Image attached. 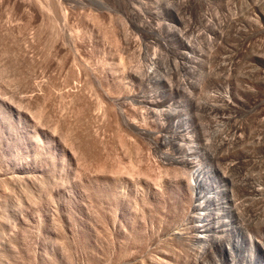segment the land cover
Returning <instances> with one entry per match:
<instances>
[{
    "label": "rangeland",
    "instance_id": "1",
    "mask_svg": "<svg viewBox=\"0 0 264 264\" xmlns=\"http://www.w3.org/2000/svg\"><path fill=\"white\" fill-rule=\"evenodd\" d=\"M263 50L264 0H0V264H264Z\"/></svg>",
    "mask_w": 264,
    "mask_h": 264
},
{
    "label": "bare ground",
    "instance_id": "2",
    "mask_svg": "<svg viewBox=\"0 0 264 264\" xmlns=\"http://www.w3.org/2000/svg\"><path fill=\"white\" fill-rule=\"evenodd\" d=\"M259 18V17H258ZM232 19H234V18H232ZM262 45V44H261ZM261 49V48H260ZM263 49V48H262ZM264 51V50H263ZM262 57H264V56H262ZM238 62V61H237ZM233 64V63H232ZM230 66V65H229ZM105 91V90H104ZM107 93V92H106ZM109 98V97H108ZM112 101V100H111ZM117 102V101H116ZM121 121H122V123L124 124V127H126L127 129H129V130H131V131H133V132H135V133H137L138 135H141V134H144L145 132H146V130L144 129V128H142V127H140V126H137V125H134V124H131L129 121H128V119H126L122 114H121ZM264 119V118H263ZM133 123H134V121H133ZM261 129V128H260ZM230 138V137H229ZM225 139V138H224ZM233 141V140H232ZM261 141V140H260ZM264 141V140H263ZM51 143V141H50V139H48L47 141H46V146H44L43 145V147L45 148V150H47V148L49 147L50 148V146L51 145H49ZM223 143V142H222ZM260 143V142H259ZM51 144H53V143H51ZM261 144V143H260ZM41 149H42V145H41V147H40ZM40 148L39 149H37V150H39L40 151ZM43 148V149H44ZM53 148V147H52ZM51 148V149H52ZM42 149V150H43ZM55 149V148H54ZM53 149V150H54ZM52 150V151H53ZM7 151V150H6ZM37 152V151H36ZM54 152V151H53ZM53 152H51L52 154H55L56 153V150H55V153H53ZM39 153V152H38ZM42 152L40 151V154H41ZM44 153V152H43ZM49 154V153H48ZM51 154H49V156H50ZM55 155H57V154H55ZM53 156V155H52ZM65 156V155H64ZM64 156H62L63 158H64ZM35 157V156H34ZM58 157V156H57ZM61 156H60V158H61V160L63 159ZM75 157V156H74ZM54 159H56V160H58L57 158H56V156L55 157H53ZM52 157L50 158V159H53ZM36 159V158H35ZM53 159V160H54ZM46 160V159H45ZM15 162H13V169H12V175H11V177H9V181H14V180H20V179H25V180H29L28 178L30 177V175L28 174L30 171H34V173H36V172H38L39 174L41 173V175L39 176V178H38V180H35L34 182L36 183V184H34L35 185V190L37 189V190H42L43 188V186L44 185H49V183H50V181H52V177H53V170H51V169H49V168H47L46 169V167H44V169H45V171L46 172H44L43 174H42V170H40L39 168V166L36 168V167H34V166H29L28 164H26V163H22V161H18V160H14ZM55 161V160H54ZM54 161H51L50 160V162H54ZM63 163H65V159H63ZM57 161H55V163H56ZM59 162V161H58ZM35 163V162H34ZM55 163H53V164H55ZM62 163V161H61V164H63ZM31 164V163H30ZM53 164L51 165V167L53 166ZM35 165V164H34ZM64 165L65 164H63V166H62V168H59L60 170H59V173L60 174H62L63 173V167H64ZM67 165H68V163H67ZM36 166V165H35ZM57 166V165H56ZM56 166H54V167H56ZM50 167V168H51ZM68 168L70 167V164L67 166ZM42 169V168H41ZM54 169V168H53ZM64 169H66L65 167H64ZM56 170V169H55ZM214 170V169H213ZM228 170V169H227ZM58 171V170H57ZM64 171H67V170H64ZM186 172V171H185ZM185 172H183V174H185V176L188 174V171H187V173H185ZM195 172V171H194ZM59 173L57 172L56 174L57 175H59ZM226 173V172H225ZM31 174V173H30ZM55 174V176H57ZM64 174V173H63ZM62 174V175H63ZM66 174V173H65ZM67 174H68V172H67ZM190 174V173H189ZM37 176V177H38ZM60 176V178H63L64 177V175L61 177V175H59ZM59 176H57V178L59 177ZM192 175H187L186 177H188V180L185 182V183H182V182H179V181H176V182H174L173 184H171V186H173V187H176V189L177 190H179L180 192H183L182 194L183 195H187V200H189L190 202H192L193 201V197H194V195H196V193H201V192H204L203 190V187H202V185H203V180L202 179H200L201 178V175H200V173H198L197 174V176L196 177H194V178H192L191 177ZM225 176V175H224ZM66 177V176H65ZM54 178H56V177H54ZM54 178H53V180H54ZM67 178V177H66ZM35 179H37L36 177H35ZM62 180V179H61ZM194 181L195 182V184H193L192 183V181ZM24 181V180H23ZM67 181V180H66ZM51 185V184H50ZM45 187V186H44ZM42 188V189H41ZM197 190V191H196ZM40 191H36L37 193L39 192L40 193ZM43 191V190H42ZM41 191V192H42ZM221 191H222V195H223V190L221 189V187H219V189H218V192H217V195H220L221 194ZM178 192V191H177ZM117 193H120V195H119V197L121 196V193H123L122 191H119V192H117ZM198 194V195H199ZM202 194V193H201ZM118 195V194H117ZM124 195V194H123ZM221 195V196H222ZM123 197V196H122ZM206 197V196H205ZM220 197V196H219ZM39 198V197H38ZM201 199V198H200ZM203 199H205V198H203ZM209 199V198H208ZM186 200V201H187ZM189 201H188V203H189ZM202 202V201H201ZM202 205V204H201ZM210 205L211 206H214V207H217V209L219 210V211H225L226 212V206H225V202H224V200L222 199V198H220V200L219 201H212L211 203H210ZM7 207H8V210L9 209H14L15 210V205H13V204H8L7 205ZM235 207V206H234ZM193 208L194 209H197V205H194L193 206ZM10 211L9 210V212H14V211ZM208 210V212H209V214H211V215H214L215 217L213 218V219H210V220H208V221H205L204 220V223L203 224H196V225H194V226H192L193 227V229H194V232L196 233V235L194 236L196 239L198 238V239H200L209 249L211 248V250L212 249H214L215 251H218V252H222V250H224V252L225 251H227V252H231V250L228 248V247H226L227 245H229V243L228 244H224V240H225V242L227 241V240H229V235H230V233L233 231L232 229V227L229 225V224H225V225H220V224H222L223 223V221H222V218L218 215V214H213V213H211V208H208L207 209ZM16 211H17V209H16ZM206 212V211H205ZM237 212V211H236ZM202 213V212H201ZM204 213V212H203ZM238 213V212H237ZM197 214V216L198 217H202L201 216V214H199V213H196ZM240 214V213H239ZM228 218V217H227ZM240 218V217H239ZM244 219V218H243ZM207 220V219H206ZM249 220V219H248ZM201 221V220H200ZM112 225H113V223H112ZM222 227H225V228H228V229H225V230H222L221 228ZM191 230H192V228H190ZM177 233V232H176ZM175 233V234H176ZM185 233V232H184ZM233 233V232H232ZM231 233V234H232ZM174 235V234H173ZM183 235V234H182ZM178 238H182V240H184V238H183V236H181V235H179V236H177ZM180 240V239H179ZM186 240H188V239H186ZM200 240H198V242H201ZM197 242V241H196ZM188 243V242H187ZM237 241L234 243V245L235 246H238L237 245ZM239 244V243H238ZM202 246H203V244H202ZM205 246V247H206ZM231 247V246H230ZM203 248V247H202ZM237 247H235V249H236ZM231 254V253H230ZM195 257V256H194ZM194 261L196 262L197 261V259L196 258H194ZM194 262V263H195ZM163 263V262H162ZM198 264V263H197Z\"/></svg>",
    "mask_w": 264,
    "mask_h": 264
}]
</instances>
